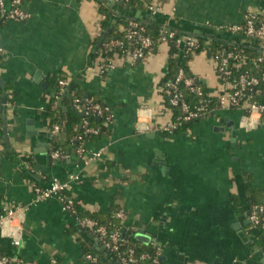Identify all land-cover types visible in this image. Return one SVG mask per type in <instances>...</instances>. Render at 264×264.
<instances>
[{"label":"crops","instance_id":"0c3cea01","mask_svg":"<svg viewBox=\"0 0 264 264\" xmlns=\"http://www.w3.org/2000/svg\"><path fill=\"white\" fill-rule=\"evenodd\" d=\"M113 2L25 0L28 19L0 25V78L15 154L0 156V210L26 208L20 244L0 235V256L13 264H90L86 254L91 252L111 262L98 237L77 230L59 200L34 201V186L45 188L54 178L74 174L78 178L67 195L87 210L122 209L127 215L118 222L123 235L145 230L164 264H264L263 245H251L261 231L247 218L244 189L247 180L264 189V116L246 125L241 111L218 109L194 121L188 132L162 134L160 127L171 120L160 85L167 44L133 63L116 58L104 73L94 65L101 58L91 62L92 42L100 33L99 6ZM152 3L154 14L147 7H117L116 15L237 46L254 41L223 27L240 24L247 13L264 16V0ZM188 66L211 96L219 93L214 63L205 51L193 54ZM57 74L109 109V135L84 144L90 151L103 148L95 160L85 163L74 148L60 158L51 156L55 137L45 109L55 90L47 79Z\"/></svg>","mask_w":264,"mask_h":264},{"label":"built area","instance_id":"2783aa9c","mask_svg":"<svg viewBox=\"0 0 264 264\" xmlns=\"http://www.w3.org/2000/svg\"><path fill=\"white\" fill-rule=\"evenodd\" d=\"M25 0H0V25L6 21H18L23 22L28 19L29 14L23 8V2ZM114 2L126 3L128 0H113ZM147 8L150 13H156L157 8L153 5L152 0H148ZM224 30L231 33H239L244 39H253L252 45H247L246 41L239 47V50L231 51H220L215 56L211 57L214 63L215 73L219 82L220 91L214 97L217 98L218 106L215 109L206 108L203 105L191 107L187 104L182 94L179 92L176 82L183 77V72L180 71L175 78V83L167 82L165 90L166 94L170 96V103L173 106L180 105V115L177 117L184 121H196L208 116L209 113L214 112L218 109H235L243 113L242 120L246 125H252L257 123L261 117L264 116V100L253 99L254 94H258V87L264 91V73L260 75H252L250 72L244 70L239 73H234L237 65L240 64L244 59L245 49L257 51L260 54L264 52V19L258 17L253 13H247L244 16L243 21L240 24H234L223 27ZM143 27L139 26L138 23L130 21L128 27L125 29L124 38L127 42H131L132 49L127 50L124 47V41L118 39H111L104 44V50H112L113 47H118L121 53H114L113 57H110L108 61H104L106 56L101 54V61L96 60L94 63L95 68L101 73L115 66L116 58L126 59L129 63H133L139 59H142L145 55L146 50H151L153 47V40L150 36L143 32ZM174 37V32L165 30L159 36L158 46L160 44H167V41ZM187 37V41L184 45V50L191 52V55L195 54L193 51L197 46V38L194 35L184 36ZM182 41V40H181ZM179 41V43L181 42ZM133 43V44H132ZM185 46H187L185 48ZM262 56L257 58V61H262ZM237 71V70H236ZM194 78H185V86L191 91L195 92L197 96L204 94L200 85L194 84ZM70 84L69 78H62L58 81L59 89L54 94V102L51 104L52 109H56L58 100L67 91ZM163 88L161 87V90ZM207 94L209 92L207 91ZM49 104V102H48ZM73 107L78 112H84L83 114V126L87 125L86 116L89 112L94 114L105 113V119L107 122L111 121V114L106 105L93 102L89 98H74ZM170 116L172 112L169 108ZM210 115V114H209ZM49 121V120H48ZM177 122L170 120L167 124L160 127V131H167L169 133L176 129ZM51 134L57 138L61 132L59 124H54L51 128ZM95 133L92 128L85 127V133ZM85 143H81L74 150L80 156L84 158V162H90L101 157L103 148L97 150H87L84 147ZM60 150H52L51 156L53 158H60ZM78 176L71 174L66 179L54 178L51 180L48 187L42 188L34 186L33 194L34 201L40 202L51 198H56L60 201L62 209L71 214L76 221V224L82 229L93 232L99 239L103 250L107 252V256L113 254V259L109 264H143L144 260H151L148 264H159L157 258H150L147 253L137 254L133 246L126 245V240L122 237L120 232L113 231L109 233L105 225L98 223L91 217L76 218L74 216V203L75 200L67 195V188L69 184L75 181ZM1 179V175H0ZM25 206L17 204L14 206H4L0 210V235L10 238L13 244L19 245L22 238L23 222L25 218ZM115 218L118 222H124L127 218L126 213L122 209L115 210ZM247 218L252 228L258 229L264 232V204H255L251 207L247 214ZM86 259L90 264H99V257L93 253L86 254ZM52 263L58 264L55 260ZM0 264H13V262L6 256H0Z\"/></svg>","mask_w":264,"mask_h":264},{"label":"trees","instance_id":"16d2710c","mask_svg":"<svg viewBox=\"0 0 264 264\" xmlns=\"http://www.w3.org/2000/svg\"><path fill=\"white\" fill-rule=\"evenodd\" d=\"M148 0H128L125 4L128 7H135L139 10H147ZM146 4V5H145ZM99 13L101 14L102 18L100 21V33L97 37L94 38L92 42V51L93 54L91 55L90 59L91 62L95 61L97 58H100L101 54H105V62L113 57L114 53H121V50L118 47H113L112 50H104V44L111 40V39H118L124 41V47L127 50L133 48L131 42H127L124 38L125 29L128 27L130 21H134L139 24V26L143 27V32L150 36L153 42V47L151 50H146L147 52H155L158 47V42H156L162 32H165L161 26L156 25L153 21H145L139 18H126L122 17L119 18L116 15L117 6L109 5V4H101L99 6ZM264 19V16H259ZM115 21V23H113ZM3 23V22H2ZM123 26V30H120V27ZM110 28V31L105 36L101 47L95 50V46L98 43L99 39L101 38L102 34ZM174 32V37L167 41L168 47V58L166 61V70L165 74L163 75L160 85L163 88L161 90L162 101L166 108H169L172 112L171 120L177 122L176 129L172 130L171 133H185L191 130V126L194 121H184L180 120L177 117L180 115V105L173 106L170 103V96L166 94L165 90L167 87L165 86L167 82L175 83V78L177 77L180 71L183 72V77L176 82V86L179 92L182 94L184 101L189 104L191 107L203 105L209 109H215L218 106L217 98L214 96H209L207 94V88L201 83L199 80L194 78V84L200 85L204 94L201 96H197L195 92L191 91L188 87L185 86V78L193 77L188 66V61L192 58L191 52L184 50V56L179 63V56L181 52L180 43L179 41L183 40L184 34ZM197 38V46L194 48V52L205 51L210 57L215 56L220 51H231V50H239V47L236 44H229L223 42L219 39H215L214 37L206 36L202 37L200 35H195ZM251 41H254L251 39ZM133 44V43H132ZM187 46H185L186 48ZM244 60L237 65L235 69V74L239 73V71H248L252 75H260L264 73V54H260L257 51H252L245 49L244 51ZM262 56V61H257V58ZM237 70V71H236ZM62 78H67L61 74L52 75L47 79V84L51 87H54L55 93H57L59 89L58 81ZM258 94L253 95V99L255 100H264V91L258 87ZM1 93L2 90L0 88V156L4 155L7 157H13L15 154L9 152V148L6 146L4 141V132H3V110H2V103H1ZM89 98L93 102L103 103L95 98L94 96L85 94L79 86L72 80H70V84L68 86V91L62 96V107L56 106V109L51 108V104L54 102V96L49 99V104L46 106V117L49 120V127L51 128L54 124H59L61 128V133H63V137H57L52 141V150H60L63 152L65 149L77 148L81 143H85L86 141H93L98 140L102 137L108 136L110 133L109 125L110 122H107L105 119V113L100 115L94 114L89 112L86 116L87 125L83 126V116H80L78 111L73 107V99L74 98ZM6 101L8 98L6 97ZM213 113V112H212ZM209 113V114H212ZM208 114V115H209ZM86 128H92L95 130V133H85ZM164 135L170 134L167 131L161 132ZM245 192L247 194L248 199V210L247 214L250 211L251 207L255 204H264V189H260L253 185L251 182L247 180L244 185ZM239 202L238 200L234 202V206L238 207ZM74 216L76 218H84V217H91L95 219L98 223L105 225L107 231L109 233L113 231L120 232V228L118 225V220L114 216V212L116 209H113L111 212L107 214H103L99 211L87 210L85 209L80 203L75 201L74 203ZM241 209V208H240ZM239 211V208H236ZM246 214V215H247ZM75 228L77 230H84L80 228L77 224H75ZM122 237L126 240V245L133 246L136 250L137 254L147 253L150 258H157L159 264H164L160 257V252L158 251V247L152 243H140L134 239V236L129 234H121ZM252 246H260L263 245L264 247V232H260V236L251 243ZM91 253V252H89ZM88 254V253H87ZM109 256V255H108ZM113 254L110 255V260L113 258ZM151 260H144L143 264L150 263ZM99 264H109L108 260H103L101 257L98 261Z\"/></svg>","mask_w":264,"mask_h":264},{"label":"water","instance_id":"95a60500","mask_svg":"<svg viewBox=\"0 0 264 264\" xmlns=\"http://www.w3.org/2000/svg\"><path fill=\"white\" fill-rule=\"evenodd\" d=\"M113 6H117L119 9L120 8H124L127 9V4L123 3V2H113L112 3ZM118 9V10H119ZM137 18V16H136ZM113 23H115V21H113ZM110 31V28L107 29L101 36V38L99 39L98 43L95 46V50L99 49L103 43V40L105 38V36L108 34V32ZM187 41V37L183 38V40L180 42V48H181V52H180V56H179V63L181 62L183 56H184V45ZM264 54V52H263ZM0 86L2 89V93H1V103H2V110H3V120H4V124H3V134H4V141L6 146L10 149V152L12 153V149H11V144L9 142V138H8V133H7V121H6V107H7V101H6V88H5V82L0 78ZM57 105L61 108H63L64 110L66 109L65 107H62V97L59 98ZM80 116H83L84 112H78ZM264 202V201H263ZM122 234L125 233V231L122 229L120 231ZM134 239L137 240L140 243H150V242H154L155 240L153 238H151V236L145 232V230L142 229H138L135 233H134Z\"/></svg>","mask_w":264,"mask_h":264}]
</instances>
